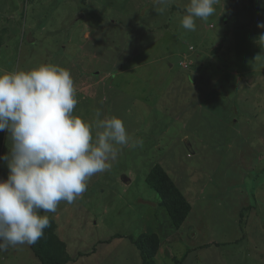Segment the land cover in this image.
I'll list each match as a JSON object with an SVG mask.
<instances>
[{
    "label": "rangeland",
    "instance_id": "374dc122",
    "mask_svg": "<svg viewBox=\"0 0 264 264\" xmlns=\"http://www.w3.org/2000/svg\"><path fill=\"white\" fill-rule=\"evenodd\" d=\"M189 3L0 0V71L62 66L74 115H115L143 140L117 146L109 170L46 213L67 243L65 264H141L129 235L152 232L154 264H264V0H219L195 31L181 26ZM188 41L197 45L182 60L201 63L184 69ZM11 145L0 132V157ZM154 165L191 206L178 227L145 182ZM38 245L9 247L0 264H40Z\"/></svg>",
    "mask_w": 264,
    "mask_h": 264
},
{
    "label": "clouds",
    "instance_id": "9594fccd",
    "mask_svg": "<svg viewBox=\"0 0 264 264\" xmlns=\"http://www.w3.org/2000/svg\"><path fill=\"white\" fill-rule=\"evenodd\" d=\"M218 3L190 0L181 26L195 31L196 18L207 20ZM258 27L264 29V22ZM259 42L264 44V34ZM77 102L74 79L62 66L0 71V132L12 141L0 157L8 168L7 178L0 179V252L36 244L50 226L46 213H55L61 201L73 203L93 175L109 170L120 153L117 146L143 145L115 115L97 110L91 121L74 115Z\"/></svg>",
    "mask_w": 264,
    "mask_h": 264
},
{
    "label": "trees",
    "instance_id": "16d2710c",
    "mask_svg": "<svg viewBox=\"0 0 264 264\" xmlns=\"http://www.w3.org/2000/svg\"><path fill=\"white\" fill-rule=\"evenodd\" d=\"M220 43L221 41H219L216 45H219ZM185 45L187 50L181 52L182 55L178 61V65L184 69H188L196 65L199 66L201 61L193 63L191 60L185 59V62L182 60L184 59V56L187 57L188 53H193V45L196 46L197 44L188 41ZM187 59H189V57H187ZM182 62L187 63L186 66H183ZM145 182L158 195L160 200L159 204L166 210L172 224L176 227L180 226L189 215L191 206L175 182L172 181L169 175L159 165H154V167L149 171V173L145 176ZM49 219L50 226L44 230V235L38 240L37 244L39 245L37 247H33L34 254L40 264H65L71 258L66 251L65 242L62 241L55 233L56 226L53 217L49 216ZM114 237H122V235L116 233L109 240ZM129 239L138 251L141 264H154L153 256L157 252L159 244L157 234L154 232L142 233L137 235L135 238H132L129 235Z\"/></svg>",
    "mask_w": 264,
    "mask_h": 264
},
{
    "label": "crops",
    "instance_id": "0c3cea01",
    "mask_svg": "<svg viewBox=\"0 0 264 264\" xmlns=\"http://www.w3.org/2000/svg\"><path fill=\"white\" fill-rule=\"evenodd\" d=\"M59 230H61V228H60ZM58 232H59V231H58ZM58 234H59V233H58ZM58 236H60V234H59ZM65 244H67V243H65ZM66 250H67V245H66Z\"/></svg>",
    "mask_w": 264,
    "mask_h": 264
},
{
    "label": "built area",
    "instance_id": "2783aa9c",
    "mask_svg": "<svg viewBox=\"0 0 264 264\" xmlns=\"http://www.w3.org/2000/svg\"><path fill=\"white\" fill-rule=\"evenodd\" d=\"M182 64H183V62H182ZM186 64H187V63H184V66H186Z\"/></svg>",
    "mask_w": 264,
    "mask_h": 264
}]
</instances>
